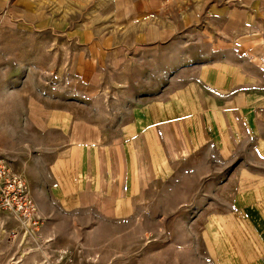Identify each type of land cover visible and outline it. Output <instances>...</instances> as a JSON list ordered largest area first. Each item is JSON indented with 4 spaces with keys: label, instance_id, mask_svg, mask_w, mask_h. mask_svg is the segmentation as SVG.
<instances>
[{
    "label": "crops",
    "instance_id": "1",
    "mask_svg": "<svg viewBox=\"0 0 264 264\" xmlns=\"http://www.w3.org/2000/svg\"><path fill=\"white\" fill-rule=\"evenodd\" d=\"M245 3L239 11L235 1L211 2L207 12L203 0L187 12L180 10L182 25L213 22L214 34L204 36L212 44L207 58L187 64L180 85L163 99L133 108L120 122L103 125L91 114H79L72 102L48 108L30 100L29 117L42 138L32 148L37 172L18 173L4 161L26 182L41 219L38 234L50 214L47 203L64 213L134 220L174 177L190 173L208 189L197 198L210 202L191 224L203 259L208 264H264V18L247 11L264 12V2ZM48 5L0 0V25H45L47 13L54 23L71 24L60 12L65 4ZM167 7L168 0H129L125 20L118 24L136 30L65 36L72 45V76L95 86L112 58L125 56L124 46L169 41L174 12ZM30 8L36 20H29ZM110 17L102 18L101 25L109 24ZM214 202L217 211H211ZM3 217L13 221L0 212Z\"/></svg>",
    "mask_w": 264,
    "mask_h": 264
},
{
    "label": "rangeland",
    "instance_id": "2",
    "mask_svg": "<svg viewBox=\"0 0 264 264\" xmlns=\"http://www.w3.org/2000/svg\"><path fill=\"white\" fill-rule=\"evenodd\" d=\"M127 1L30 0L35 7L65 4L60 12L71 24L54 23L47 13L45 25H0V158L13 171L37 172V154L32 148L40 145L42 138L29 117L30 100L45 102L48 108L72 102L79 107V114H91L103 125L113 124L133 108L163 99L180 85L187 64L207 58L212 44L204 36L214 34L213 22L182 25L179 19L180 10L187 12L203 0H168L167 8L174 12V35L169 41L129 43L124 46L125 56L112 58L95 86L76 80L69 71L72 45L65 36H79L85 30L93 36L136 30L137 26L118 24L125 20ZM219 1H235L239 11L245 2H264L205 0L206 11L211 2ZM119 5L121 9H117ZM247 11L264 18L262 9ZM30 14V21L37 19L36 10L30 8ZM108 14L109 24L101 25ZM189 175L174 177L159 199L134 220L111 221L91 212L64 213L46 202L50 214L43 229L31 239L23 237L15 221L3 217L0 264H208L197 245L195 228H191L201 208L210 203L197 198L208 189ZM210 208L217 211L220 206L214 202Z\"/></svg>",
    "mask_w": 264,
    "mask_h": 264
},
{
    "label": "built area",
    "instance_id": "3",
    "mask_svg": "<svg viewBox=\"0 0 264 264\" xmlns=\"http://www.w3.org/2000/svg\"><path fill=\"white\" fill-rule=\"evenodd\" d=\"M0 212L10 216L23 237L33 239L41 226L33 201L28 195L25 180L15 174L0 158Z\"/></svg>",
    "mask_w": 264,
    "mask_h": 264
}]
</instances>
